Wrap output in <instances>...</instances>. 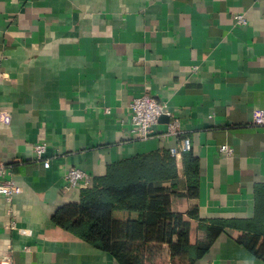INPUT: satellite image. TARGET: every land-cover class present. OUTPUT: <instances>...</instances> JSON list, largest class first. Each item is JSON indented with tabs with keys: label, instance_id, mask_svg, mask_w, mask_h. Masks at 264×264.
Instances as JSON below:
<instances>
[{
	"label": "crops",
	"instance_id": "0c3cea01",
	"mask_svg": "<svg viewBox=\"0 0 264 264\" xmlns=\"http://www.w3.org/2000/svg\"><path fill=\"white\" fill-rule=\"evenodd\" d=\"M239 12L247 24H234ZM144 88L168 102L198 161L195 197L176 195L187 187L184 152L173 155L177 178L162 182L176 191L173 211L197 209L191 242L202 236L198 219L236 224L186 264H264L241 242H264V125L251 123L264 109V0H0V111L9 115L0 164L21 188L0 196V260L120 264L53 216L80 198L81 188L66 189V167L94 180L176 146L167 117L148 138L131 133L129 104ZM163 251L161 264H179Z\"/></svg>",
	"mask_w": 264,
	"mask_h": 264
},
{
	"label": "trees",
	"instance_id": "16d2710c",
	"mask_svg": "<svg viewBox=\"0 0 264 264\" xmlns=\"http://www.w3.org/2000/svg\"><path fill=\"white\" fill-rule=\"evenodd\" d=\"M187 178L184 193L167 191L162 182L176 179V162L170 151L134 156L110 166L105 175L81 189L77 202L60 208L53 222L91 245L108 252L120 264H157L156 256L168 246L170 259L186 264L202 257L224 227L235 223L198 219L202 236L190 240L191 218L197 209L186 213L171 209L173 194L195 197L198 192V161L191 150L183 151ZM173 188L175 186H172ZM124 212L125 218L117 217ZM197 220V219H196ZM249 250L264 259L261 246L241 239Z\"/></svg>",
	"mask_w": 264,
	"mask_h": 264
},
{
	"label": "built area",
	"instance_id": "2783aa9c",
	"mask_svg": "<svg viewBox=\"0 0 264 264\" xmlns=\"http://www.w3.org/2000/svg\"><path fill=\"white\" fill-rule=\"evenodd\" d=\"M235 25L247 24V19L243 12L235 13L233 15ZM129 123L131 125V133L133 136L145 139L153 135L154 126L159 122L160 117L165 115L168 117L166 123V134L174 135L178 139L176 146L170 149L172 155H177L180 152L190 149V142L188 138L181 137L179 131V119L175 116L173 110L167 101H160L156 99L147 89L141 90L136 96L133 97L129 104ZM0 121L8 122L9 115L0 111ZM251 123L254 125H264V109L256 111L251 117ZM46 150L43 143H38L33 146V151L38 158H42ZM218 151L225 155L233 154V148L227 144H221ZM44 165L48 166L49 161L44 160ZM10 174L9 169L0 164V196L4 197L7 201H11L14 195L21 191L12 179L6 178ZM66 189L70 188H87L91 186L93 177L86 171L70 165L65 169ZM15 228V224H11ZM25 232L24 229H20ZM0 264H12L9 260H0Z\"/></svg>",
	"mask_w": 264,
	"mask_h": 264
},
{
	"label": "rangeland",
	"instance_id": "374dc122",
	"mask_svg": "<svg viewBox=\"0 0 264 264\" xmlns=\"http://www.w3.org/2000/svg\"><path fill=\"white\" fill-rule=\"evenodd\" d=\"M164 251H163V249H162V251L160 252V254L159 255H157L156 257V263L157 264H161V263H164V261H163V256H164Z\"/></svg>",
	"mask_w": 264,
	"mask_h": 264
},
{
	"label": "water",
	"instance_id": "95a60500",
	"mask_svg": "<svg viewBox=\"0 0 264 264\" xmlns=\"http://www.w3.org/2000/svg\"><path fill=\"white\" fill-rule=\"evenodd\" d=\"M163 117H167V116L163 115V116L160 117V119L163 118ZM167 121H168V117H167Z\"/></svg>",
	"mask_w": 264,
	"mask_h": 264
}]
</instances>
